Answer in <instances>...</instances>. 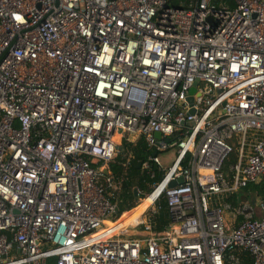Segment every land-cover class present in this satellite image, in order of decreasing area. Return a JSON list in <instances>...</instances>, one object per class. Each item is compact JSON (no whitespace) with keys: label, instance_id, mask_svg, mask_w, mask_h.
<instances>
[{"label":"built area","instance_id":"built-area-1","mask_svg":"<svg viewBox=\"0 0 264 264\" xmlns=\"http://www.w3.org/2000/svg\"><path fill=\"white\" fill-rule=\"evenodd\" d=\"M139 139L151 191L136 202L155 196L106 227L124 179L110 162ZM250 184L264 187V0H0V264H264Z\"/></svg>","mask_w":264,"mask_h":264},{"label":"trees","instance_id":"trees-1","mask_svg":"<svg viewBox=\"0 0 264 264\" xmlns=\"http://www.w3.org/2000/svg\"><path fill=\"white\" fill-rule=\"evenodd\" d=\"M178 1L179 0H170L173 4H177ZM121 144L122 149L119 150L116 157L110 162V168L114 174L119 176L124 175L122 187L118 196L117 216H120L119 218L126 213L125 211L128 210L127 212H129L139 205L136 202L137 196L134 194V189L145 192L151 191L146 185V181L149 180V175L141 168L142 162L149 154L145 149L143 140L139 139L136 143H130L123 140ZM160 177V175H157V180L160 179ZM248 189L256 190L260 195L264 194V187L262 184H250ZM148 195H151V193ZM154 196L155 194L152 195V198H154ZM165 215L166 206L164 199H161V211L158 213L157 223L155 225L156 228H161L162 224L166 223ZM120 222L123 223V219H121Z\"/></svg>","mask_w":264,"mask_h":264},{"label":"rangeland","instance_id":"rangeland-1","mask_svg":"<svg viewBox=\"0 0 264 264\" xmlns=\"http://www.w3.org/2000/svg\"><path fill=\"white\" fill-rule=\"evenodd\" d=\"M118 138V137H117ZM120 144V143H119ZM175 154H176V149L174 148V147H172V148H169L168 150H166V151H161V152H159L158 153V158H159V160H160V162H161V165L164 167V168H167L169 165H171V163H172V161H173V159L175 158ZM140 193H143L141 190L139 191ZM155 194V192L153 193V195ZM137 196V195H136ZM152 195H149V196H147V197H145L143 200L142 199H140V201H139V205L140 204H144L143 202L145 201V199H147V198H150ZM250 197H252V196H254V194H250L249 195ZM139 198V197H138ZM154 206H156V205H154ZM146 207V206H145ZM132 210L131 211H129V212H126L127 213V216L129 215V216H131L132 215ZM132 217L134 218L135 216L134 215H132ZM122 218H125L126 219V217H124L123 215L121 216V218L119 219V220H121ZM118 221V220H117ZM111 222V221H110ZM136 222V221H135ZM116 223V222H115ZM110 223H108V225H109ZM110 226V225H109Z\"/></svg>","mask_w":264,"mask_h":264},{"label":"water","instance_id":"water-1","mask_svg":"<svg viewBox=\"0 0 264 264\" xmlns=\"http://www.w3.org/2000/svg\"><path fill=\"white\" fill-rule=\"evenodd\" d=\"M196 86H197V81H194L193 84H192V86H191V88L189 89V94L190 95L187 98V100L189 101V103H192V100H193L192 94L195 92ZM193 112H194V109H190L188 113L189 114H192ZM154 135H155L156 138H160V136H161V134L159 132H156ZM166 140L168 141L169 139L167 138ZM117 149L118 150H121L122 149V145L121 144H118L117 145ZM151 154L154 155L155 154V151H151ZM182 181H183V179H182V177H180L177 180L170 181L168 185L171 187V186L176 185L177 183H181ZM134 194H136V189H134Z\"/></svg>","mask_w":264,"mask_h":264},{"label":"bare ground","instance_id":"bare-ground-1","mask_svg":"<svg viewBox=\"0 0 264 264\" xmlns=\"http://www.w3.org/2000/svg\"><path fill=\"white\" fill-rule=\"evenodd\" d=\"M148 195H146L145 197H147ZM144 197V198H145ZM143 198V199H144ZM142 199V200H143ZM152 200H153V198H152V196L150 197V198H147L143 203V205H142V207H141V210H139V212L137 213V214H135L134 216V218L132 217V215L131 216H124V217H126V219L125 218H122L123 219V223H121L119 226V228H125L127 225H129V224H132V223H134L135 222V218H139V216L142 214V212L144 211V207L145 206H148V205H150V203L152 202ZM137 220V219H136ZM111 223V224H113V223H115V222H110L109 220H106L104 223L107 225V223ZM110 224V226H112ZM109 225H108V227H110ZM115 229H118V228H115ZM118 230H121V229H118ZM104 238V237H103Z\"/></svg>","mask_w":264,"mask_h":264},{"label":"crops","instance_id":"crops-1","mask_svg":"<svg viewBox=\"0 0 264 264\" xmlns=\"http://www.w3.org/2000/svg\"><path fill=\"white\" fill-rule=\"evenodd\" d=\"M178 2H179V1H178ZM152 195H153V194H152ZM148 196H149V195H148ZM145 200H146V199H145ZM142 205H143V204H140V205H138L136 208H134V209L132 210V211H133V212H132V215L137 214V213L139 212V210H141ZM148 206H149V205H148ZM148 206L144 207V210H145ZM123 216H127V213H124ZM119 219H120V218H119ZM119 219H118V221H116V223H113V224L110 223V224H111L112 226H114L115 228L123 229V228H119V227H120L119 225L121 224V222H120L121 220H119ZM136 219L138 220V218H135L134 220L137 221ZM108 223H109V222H108ZM108 223H107L106 227H108ZM110 224H109V225H110ZM110 227H111V226H110Z\"/></svg>","mask_w":264,"mask_h":264}]
</instances>
